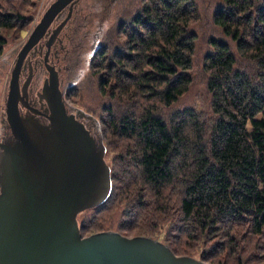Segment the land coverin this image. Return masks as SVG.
Instances as JSON below:
<instances>
[{"label": "trees", "instance_id": "trees-1", "mask_svg": "<svg viewBox=\"0 0 264 264\" xmlns=\"http://www.w3.org/2000/svg\"><path fill=\"white\" fill-rule=\"evenodd\" d=\"M193 2L145 0L139 10H126L117 29L101 28L90 48L92 74L110 100L97 113L101 132L123 149L110 165L111 193L78 224L83 236L95 216L119 202L129 217L124 229L139 226L140 235H151L165 224V243L176 255H187V242L234 249L245 230L264 235V0H221L215 11L214 23L259 68L238 69L228 43L210 41L203 62L210 124L192 107L161 109L192 82ZM24 18L13 4L0 3V30ZM5 43L0 31V55ZM98 224L86 234L103 231Z\"/></svg>", "mask_w": 264, "mask_h": 264}, {"label": "water", "instance_id": "water-1", "mask_svg": "<svg viewBox=\"0 0 264 264\" xmlns=\"http://www.w3.org/2000/svg\"><path fill=\"white\" fill-rule=\"evenodd\" d=\"M75 1L54 0L48 6L11 71L5 113L12 138L0 140V264H211L176 255L147 236L81 234L77 215L102 204L111 190L101 136L97 141L66 112L55 70L43 87L48 122L22 115L18 107L26 53L68 4L70 16Z\"/></svg>", "mask_w": 264, "mask_h": 264}, {"label": "rangeland", "instance_id": "rangeland-1", "mask_svg": "<svg viewBox=\"0 0 264 264\" xmlns=\"http://www.w3.org/2000/svg\"><path fill=\"white\" fill-rule=\"evenodd\" d=\"M53 1L54 0H11L10 2L8 0H0L3 7L9 8V6L13 4L17 11L25 15L24 20L21 21L16 28L11 30H0L6 38V43L0 55V139L4 134V125L1 119L2 116L5 117L6 115L5 102L15 58L27 41L30 32ZM191 1L196 3V12L193 16L195 20L191 23L190 28L197 35L195 54L193 56L194 65L191 71L192 82L178 101L168 108L161 109L165 113H170L181 110L184 107H192L199 112L205 122L210 124L212 122L211 99L207 90L208 75L204 71L203 64L205 55L211 50L210 41L212 39H220L228 43L230 50L235 56L236 67L238 69L245 70L250 74H256L259 64L249 53H241L237 49L236 41L226 36L221 27L214 23L215 11L221 4V0ZM144 2L145 0H81L74 15L75 17H82V19H85V30H89L90 34L97 30L99 26L106 32L113 27L117 29L118 19L122 15H128L126 10H131V12H134L136 9L139 10ZM254 10L255 9H251L253 12ZM125 20L128 21V19ZM120 37L123 39L124 33L122 36L120 35ZM90 53V49L85 48H83V50L80 49L78 52V63L74 65L71 76L67 78L69 81L68 84H70L68 93L71 94V97L67 96V100L75 108L81 109L84 114L93 117L95 124L91 122L93 119L88 120V123L97 141L99 135L101 136L100 139L105 147L104 159L110 169V165L113 163L117 152L123 149V144L113 142L115 138L110 137V133L107 132V130L105 131V135L104 132H101L97 113L101 110L104 103L110 100L105 95L101 94L100 88L97 86L96 76L92 74V68L89 66ZM74 60H76V57H74ZM116 104L119 105V103ZM91 111H93L94 114H92ZM104 127H106L105 122ZM119 203L112 206L109 210H104L95 216L89 224L94 228L89 226V229H86L83 234L86 236V233L90 232V230L98 229L96 225L100 223L103 225V231H116L129 237L139 236V226L132 229H124L127 226L123 227L122 222L127 221L129 217L125 216L123 213L122 207L124 204ZM93 212V208L81 211L77 215L78 224L84 222L85 217L90 216ZM174 223L178 226L179 222ZM165 226L164 224L163 229H157L156 232L151 235H149V232H146L142 236H147L166 244L168 241L166 240L167 229ZM170 232L173 231L171 230ZM176 234L177 230L173 232L174 236H177ZM243 235L244 237L240 238L238 241L237 248L234 249L228 245L224 248H215L214 244L207 245L193 241L190 245L188 242L184 243L185 247H183V251L188 256L203 260L206 263H211L210 261H212L216 264H264V235H251L247 230L243 232ZM170 239L175 242L177 238L173 237Z\"/></svg>", "mask_w": 264, "mask_h": 264}, {"label": "flooded vegetation", "instance_id": "flooded-vegetation-1", "mask_svg": "<svg viewBox=\"0 0 264 264\" xmlns=\"http://www.w3.org/2000/svg\"><path fill=\"white\" fill-rule=\"evenodd\" d=\"M80 1L76 0L73 3L70 16L67 18L69 4L66 5L57 17L53 19L43 36L26 53L19 71L20 88L24 84L26 85L24 87V94L20 90L18 107L20 114L31 115L40 122L47 123V115L50 113V110L48 102L43 96V87L48 83L49 71L55 70L58 77V89L61 93L66 112L68 114L74 113L77 119L82 121L89 128L94 138L97 139L88 123V120L93 119V117L81 114L83 111L75 108L67 100L68 88L70 87L67 78L71 76L74 65L78 63V52L80 49H90L92 46H96L99 40V30L101 29L99 26L97 30L90 34L89 30H85V19L75 17L74 13ZM74 57H76V60H74ZM1 121L4 125V134L0 140L11 139V130L6 120V115L5 117L2 116ZM91 122L94 123V119Z\"/></svg>", "mask_w": 264, "mask_h": 264}]
</instances>
